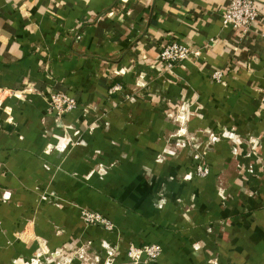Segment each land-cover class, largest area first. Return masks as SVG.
I'll use <instances>...</instances> for the list:
<instances>
[{
	"label": "crops",
	"instance_id": "1",
	"mask_svg": "<svg viewBox=\"0 0 264 264\" xmlns=\"http://www.w3.org/2000/svg\"><path fill=\"white\" fill-rule=\"evenodd\" d=\"M229 2L0 0V264H55L47 257L109 234L82 222L84 207L161 246L153 264H264V14L243 34L223 23ZM175 38L199 54L160 70L158 54ZM53 93L77 109L46 113ZM177 105L190 131L220 124L240 157L253 138L261 158L227 170L224 142L219 166L195 185L154 174ZM184 148L170 165L188 163ZM105 161L115 162L109 180L81 178ZM222 164L226 198L215 193Z\"/></svg>",
	"mask_w": 264,
	"mask_h": 264
},
{
	"label": "rangeland",
	"instance_id": "2",
	"mask_svg": "<svg viewBox=\"0 0 264 264\" xmlns=\"http://www.w3.org/2000/svg\"><path fill=\"white\" fill-rule=\"evenodd\" d=\"M168 110L169 111L166 115L168 117L170 128L165 131V147L156 158V164H162L163 169L159 168L158 172L155 170L152 171L154 174L166 176L170 172L173 174V180L177 183L182 185H189L191 183L192 185H195L199 178L196 175L191 177V170H193L196 164H201V162H203L204 165L209 166L211 170L213 167L212 162L217 163L215 166H219L217 160L220 159V154H218L219 152L217 153V150H220V145L224 144V142L228 143V146L231 149L229 157L225 158L229 164L227 170L235 173V171L231 169L234 167V164H239V161L244 164H249L253 163V159L256 158L259 161L261 158L256 150L253 149L255 147V139L247 138L243 141L248 150L242 155V157H240L238 144L235 142L234 137L226 127L217 124V127L214 129L190 131L188 126L189 115L186 106L181 107L177 105L170 107ZM50 113L58 118L67 114L58 115L55 111H51ZM107 113V110L102 111L100 116V120L102 121L100 127H109L110 122ZM179 116H182L181 119H179ZM93 125L92 123L89 125L90 130H92ZM200 132L201 134H199ZM202 133H205L204 137H202ZM68 141L76 143L74 141L72 142V139H69ZM184 146H186V148L192 153L189 161H187L188 163H183L179 167L170 165L169 162L174 154H176V151L178 152L180 149H185ZM208 154L213 155L209 156ZM114 165V161L100 162L81 178L89 180L93 175H97L100 181L109 180ZM246 167L251 170L250 166ZM224 168L225 166L222 164V170L216 178L218 188L215 189V193L226 198L227 191L228 189H231L232 186L228 182L225 174L226 168ZM164 200L161 199L156 203L161 209L166 204ZM119 231L120 230H104L105 233L109 234H102L97 242H92L91 240L85 241L76 253L72 252L70 256L66 257L68 259V264H153L154 258L147 255L146 249L144 248L145 244H143V242L133 238L129 232L120 234ZM80 253H82L81 257ZM30 261L33 262V260Z\"/></svg>",
	"mask_w": 264,
	"mask_h": 264
},
{
	"label": "built area",
	"instance_id": "3",
	"mask_svg": "<svg viewBox=\"0 0 264 264\" xmlns=\"http://www.w3.org/2000/svg\"><path fill=\"white\" fill-rule=\"evenodd\" d=\"M262 8H264V5L260 4L257 0H230L222 13L223 23L235 31L246 34L252 28V24L257 21V18L264 14V10ZM261 36L264 38V31L261 32ZM198 54V51L191 49L180 39L175 38L167 42L161 48L156 60V66L160 70L169 71L177 64L191 57H196ZM221 74L222 73L220 71H215L212 76L216 81H220L222 77ZM45 99L47 101L46 113L55 111L58 115H63L65 113L75 111L78 105L76 99L61 93L48 94L45 96ZM211 171L212 170L209 166L204 165V163L201 162V164H196L193 170H191V177L196 175L199 180H203L211 173ZM2 192L3 190L0 188L1 198L4 197ZM80 216L82 222L86 226H101L105 230L109 231L117 230L114 223L97 207L95 209L87 207L80 208ZM144 248L146 249L147 255L154 259H156L162 251L161 246L158 244L145 245ZM81 256L82 253H80V257ZM47 262H54L55 264H68V259L65 256H60L59 259L47 257Z\"/></svg>",
	"mask_w": 264,
	"mask_h": 264
}]
</instances>
